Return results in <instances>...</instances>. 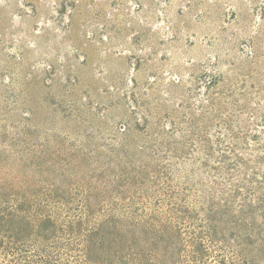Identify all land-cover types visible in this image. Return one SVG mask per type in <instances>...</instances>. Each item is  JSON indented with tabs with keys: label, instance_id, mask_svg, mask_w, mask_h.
Segmentation results:
<instances>
[{
	"label": "rangeland",
	"instance_id": "1",
	"mask_svg": "<svg viewBox=\"0 0 264 264\" xmlns=\"http://www.w3.org/2000/svg\"><path fill=\"white\" fill-rule=\"evenodd\" d=\"M217 136L231 147L225 165ZM144 164L153 172L138 186ZM160 166L169 180L154 177ZM156 184L189 189L204 208L212 189L222 250L210 247L198 264L216 254L264 263V0H0V208L26 202V216L39 211L63 226L85 209L82 194L105 218L103 200L126 204L135 188L149 207ZM239 204L260 210L247 219L262 227L254 245L237 244L220 215L230 206L237 216ZM87 220L84 229L102 219ZM64 237L82 261L78 238ZM107 248L113 263L110 245L94 257Z\"/></svg>",
	"mask_w": 264,
	"mask_h": 264
},
{
	"label": "trees",
	"instance_id": "2",
	"mask_svg": "<svg viewBox=\"0 0 264 264\" xmlns=\"http://www.w3.org/2000/svg\"><path fill=\"white\" fill-rule=\"evenodd\" d=\"M212 79V81H216L217 77ZM212 81L208 82L207 85H211ZM215 144L217 147L224 146L228 149L227 151L219 149L221 152L217 158L218 164L225 165V162L229 160L227 155L232 153L231 150L229 151L231 147L223 145V139L218 136L215 138ZM241 161V158L236 157L233 163H228L225 170L237 168V164H240ZM204 165L207 169V162ZM145 166L144 164V172H137L134 175L136 178L133 182L138 186L144 184L142 178L148 176L146 174L153 172L150 171L152 168L147 166L145 168ZM217 170L213 168V171ZM155 172L154 177H159L164 181L172 177L171 172L161 166L157 167ZM186 173L193 175L191 172ZM114 183L116 182H112V184ZM119 184L127 183L122 184L120 181L116 183V186ZM158 187L160 186L156 184L154 189L159 195L151 194L148 202L149 207L144 204L140 205L136 201L137 195L142 196V194L135 188H133L135 190H131L132 198L128 197L129 202L126 204L119 203L118 198H114L116 200L113 201L103 200L99 206L105 218L99 214H94L89 209V205H85L88 197L82 194L79 203L81 208L84 207L85 209L83 212L80 209H74L76 214L72 217H78L77 221L66 218L63 226L54 223L51 215L42 216V214H38L39 211L33 216H26L28 211L26 202L14 206L12 210L11 208L10 210L0 208V231L6 228L11 234L8 236V242L5 243L0 240V255L4 254L7 258L4 264H100V260L101 264H168L165 261L166 254L177 257L175 263L172 264H198V255L207 257L210 247L214 252L222 250L216 242H222L224 236H220L221 231L213 226L214 221L221 217L214 210L215 197L212 196V189L207 208H204L200 200L194 197L189 189L183 188L182 193H178L171 189ZM237 187L240 188V186ZM245 194H248V191H245ZM45 198H50V194L46 195ZM94 201H97L96 198ZM263 202L264 197L261 200L262 204ZM124 205H126V210L122 209ZM164 206H166V217L157 213L164 209ZM256 211L260 210L239 204L237 216L232 212L230 206L221 212L220 215L226 217L234 228L232 231L233 240L237 244L242 246L245 244L254 245L256 241L261 240L262 227L260 228L255 222L249 223L247 220L248 217L253 218L260 214ZM17 213H22L30 223L19 224L21 220L18 219ZM79 213L83 214L84 218H81ZM85 218L102 220L84 229L83 219ZM186 233L189 235L186 236ZM65 235L76 236L80 241L83 248L82 261L78 256L71 255L80 247L79 244L74 239L65 238ZM50 236H53L57 241L53 244L44 245V240ZM102 245L112 247L113 263H110L108 258L109 248L105 249L106 256L94 257L95 250ZM232 249L235 248L232 246ZM211 257L212 263L202 264H228L227 260L220 257L219 254ZM236 257L233 254L231 260ZM63 258H67L66 262H63Z\"/></svg>",
	"mask_w": 264,
	"mask_h": 264
}]
</instances>
